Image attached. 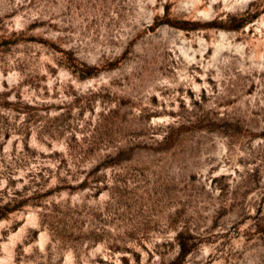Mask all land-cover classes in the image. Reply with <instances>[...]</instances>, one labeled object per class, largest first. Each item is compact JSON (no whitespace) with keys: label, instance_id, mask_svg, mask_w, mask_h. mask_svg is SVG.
<instances>
[{"label":"rangeland","instance_id":"374dc122","mask_svg":"<svg viewBox=\"0 0 264 264\" xmlns=\"http://www.w3.org/2000/svg\"><path fill=\"white\" fill-rule=\"evenodd\" d=\"M0 264H264V0H0Z\"/></svg>","mask_w":264,"mask_h":264}]
</instances>
